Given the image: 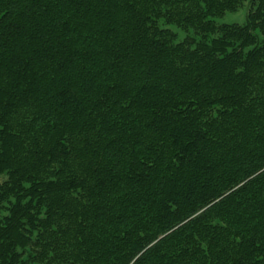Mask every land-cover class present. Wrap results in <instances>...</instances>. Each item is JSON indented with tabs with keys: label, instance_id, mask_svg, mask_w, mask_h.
<instances>
[{
	"label": "trees",
	"instance_id": "trees-1",
	"mask_svg": "<svg viewBox=\"0 0 264 264\" xmlns=\"http://www.w3.org/2000/svg\"><path fill=\"white\" fill-rule=\"evenodd\" d=\"M244 1L0 0V264H264Z\"/></svg>",
	"mask_w": 264,
	"mask_h": 264
},
{
	"label": "rangeland",
	"instance_id": "rangeland-1",
	"mask_svg": "<svg viewBox=\"0 0 264 264\" xmlns=\"http://www.w3.org/2000/svg\"><path fill=\"white\" fill-rule=\"evenodd\" d=\"M250 7L249 0H245L242 6L235 12H226L222 17L216 18L217 23H243L246 19V14ZM178 35V39L183 38L187 32L177 28L176 26H169ZM260 38L263 36L259 35Z\"/></svg>",
	"mask_w": 264,
	"mask_h": 264
}]
</instances>
